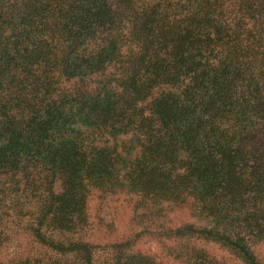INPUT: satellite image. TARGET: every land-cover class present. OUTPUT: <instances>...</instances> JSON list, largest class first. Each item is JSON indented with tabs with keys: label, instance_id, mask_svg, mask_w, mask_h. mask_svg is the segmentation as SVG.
<instances>
[{
	"label": "trees",
	"instance_id": "obj_1",
	"mask_svg": "<svg viewBox=\"0 0 264 264\" xmlns=\"http://www.w3.org/2000/svg\"><path fill=\"white\" fill-rule=\"evenodd\" d=\"M124 204L172 245L106 241ZM11 218L12 264H264V0H0L2 247Z\"/></svg>",
	"mask_w": 264,
	"mask_h": 264
},
{
	"label": "rangeland",
	"instance_id": "obj_2",
	"mask_svg": "<svg viewBox=\"0 0 264 264\" xmlns=\"http://www.w3.org/2000/svg\"><path fill=\"white\" fill-rule=\"evenodd\" d=\"M125 195L126 192H123L124 197ZM124 197H122V199ZM120 210V219H117L116 225H113L114 232L110 233L109 237H107L106 241L108 242H113L119 239H127L136 232L137 228L135 225L138 226V224H135L132 221L134 215L132 205L124 204L120 207ZM165 210L166 212L168 211V214H171L170 218H173L171 219L172 224L169 225L168 223L169 226H172L174 222L184 223L187 221H197L198 224L203 223V221H201L202 219L198 218L199 216L196 215L195 218L192 215V210L189 207L181 206L172 208L171 205L168 210ZM162 218L163 217H161V211H158V209H156L154 211V215L149 214V218H145L144 223L140 225V227L138 226L140 232L142 231L147 233V236L143 237L139 244H136V250L134 249V251H142L147 254L153 255L155 253H161L166 248H169L172 245L173 242L166 240V236H164L165 234L161 233L164 228H168L166 220H163ZM24 219L26 222L29 217H24ZM18 222L19 221H15L13 218L10 219V228L6 229V236H11V239L6 242L3 247V243L0 245V264H12V262L14 263L16 261L21 260V257L32 247V241L28 233H26L24 230V224L21 225ZM202 247H205L207 251L209 250V252L213 253L214 255H218V260L222 262H229V264L234 263L235 258L232 252L225 248H222V246H220L219 244L214 242H207L205 244H202ZM255 249L259 256L264 258V243L257 245Z\"/></svg>",
	"mask_w": 264,
	"mask_h": 264
}]
</instances>
